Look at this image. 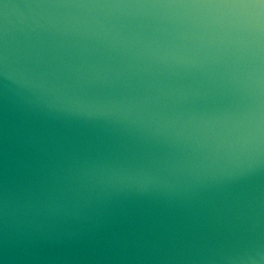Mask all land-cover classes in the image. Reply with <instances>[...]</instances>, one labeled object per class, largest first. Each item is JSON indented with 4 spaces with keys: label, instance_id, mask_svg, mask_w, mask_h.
<instances>
[{
    "label": "water",
    "instance_id": "water-1",
    "mask_svg": "<svg viewBox=\"0 0 264 264\" xmlns=\"http://www.w3.org/2000/svg\"><path fill=\"white\" fill-rule=\"evenodd\" d=\"M0 264H264V0H0Z\"/></svg>",
    "mask_w": 264,
    "mask_h": 264
}]
</instances>
